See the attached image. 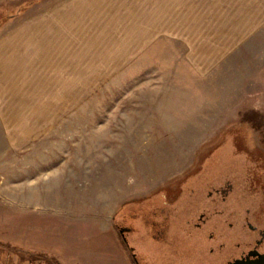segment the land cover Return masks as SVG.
Instances as JSON below:
<instances>
[{
    "label": "rangeland",
    "instance_id": "374dc122",
    "mask_svg": "<svg viewBox=\"0 0 264 264\" xmlns=\"http://www.w3.org/2000/svg\"><path fill=\"white\" fill-rule=\"evenodd\" d=\"M66 1L1 0L0 38ZM93 2L111 9L95 35L46 62L48 39H19L31 68L0 90V246L33 262L104 239L131 264L111 220L125 202L253 168L264 184V0Z\"/></svg>",
    "mask_w": 264,
    "mask_h": 264
},
{
    "label": "flooded vegetation",
    "instance_id": "af4514ba",
    "mask_svg": "<svg viewBox=\"0 0 264 264\" xmlns=\"http://www.w3.org/2000/svg\"><path fill=\"white\" fill-rule=\"evenodd\" d=\"M248 172L242 182L218 173L122 204L111 220L131 264H264V184Z\"/></svg>",
    "mask_w": 264,
    "mask_h": 264
},
{
    "label": "crops",
    "instance_id": "0c3cea01",
    "mask_svg": "<svg viewBox=\"0 0 264 264\" xmlns=\"http://www.w3.org/2000/svg\"><path fill=\"white\" fill-rule=\"evenodd\" d=\"M109 6L108 4H95L93 0L85 2H79V0L66 1L65 3L59 2L54 6L39 9L40 15L33 21L27 22L24 20L20 26L15 27L7 35L1 37L0 39L5 40L0 42V90L13 93L15 91L16 77L25 75L24 70L31 68L30 58H26V56L30 55H25L17 47L20 43L19 39H48L41 48L44 55L40 57L46 62V60L51 58L48 55V51L53 49L51 45L50 49L48 48L49 44H55L57 42L56 39H81L80 36L84 32H87L86 28L90 24H92L93 28L91 33H94L100 27L101 18L107 17L109 19V12L111 11ZM100 11L103 15L99 13ZM42 12L45 14H42ZM133 14V18L138 16L136 13ZM105 232L109 234V229ZM102 244L98 248L92 245L88 249L85 247V249L75 251L74 253L69 249L53 250V247L49 250L41 251H45L51 255H54L52 253H57L59 255V264H126L125 260L122 261L120 255H118L114 263L109 262V256H107L105 246ZM47 262L43 260L33 262L25 252L16 254L9 248L5 249L0 246V264H54L50 261Z\"/></svg>",
    "mask_w": 264,
    "mask_h": 264
},
{
    "label": "trees",
    "instance_id": "16d2710c",
    "mask_svg": "<svg viewBox=\"0 0 264 264\" xmlns=\"http://www.w3.org/2000/svg\"><path fill=\"white\" fill-rule=\"evenodd\" d=\"M14 15H15V13H12V12L10 14H6V13L0 11V27L3 25L5 20L11 19Z\"/></svg>",
    "mask_w": 264,
    "mask_h": 264
}]
</instances>
